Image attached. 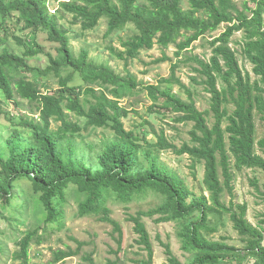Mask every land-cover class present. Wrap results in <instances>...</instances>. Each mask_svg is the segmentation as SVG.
<instances>
[{"label":"trees","instance_id":"16d2710c","mask_svg":"<svg viewBox=\"0 0 264 264\" xmlns=\"http://www.w3.org/2000/svg\"><path fill=\"white\" fill-rule=\"evenodd\" d=\"M187 5L185 9L183 0L59 2L58 13H69L72 23H80L81 33L94 30L106 19L109 42L105 49L124 63L122 74L106 62L93 60L86 48L73 53L68 30L55 12L50 13L47 0H0V97L20 99L13 102V111L5 109L0 99V116L13 128L0 145V219L14 229L13 241L19 249L12 258L21 259V264H28L32 241L40 244L43 235L61 229L69 200L77 205L79 217L100 216L99 220L111 224L120 248L121 227L111 218L107 203H128L147 193L159 196V204L128 217L138 234L137 243L146 251L147 258L140 264H152L153 250L142 218L154 215H158L156 222L175 223L181 249L190 254L187 262H181L169 244L162 243L167 264H242L249 256L255 264H264V218L259 226L253 225L246 218L245 202L231 199L227 205L222 199L225 190L232 194L233 169L264 173V157L255 151V116L264 122V0H242L240 7L235 0H187ZM221 24L225 29L207 41L208 58L177 59L171 63L169 76L156 84L137 81L128 69L141 50L155 44L161 48L174 45L178 57ZM130 26L133 34L119 40L120 48L114 46V35ZM238 31L243 32L241 54L251 64L254 78L240 66L230 46L231 36ZM45 43L51 45L48 51ZM9 44L21 52L12 51ZM40 55L48 61L44 68L30 62ZM166 60L171 58L163 53L153 62ZM182 62L195 64L191 70L196 75L190 78L209 94L208 109H197L192 90L175 74ZM50 77L57 79L56 88L48 85ZM170 84L183 90L187 99L173 92ZM139 92H146L151 101L149 114L173 113L175 123L192 122L189 141L176 145L144 118L125 129L122 118L135 110L120 105L119 100ZM24 101L36 104L35 119L18 112ZM70 113L83 121L71 120ZM210 113L213 122L209 126ZM52 121L59 122L55 129H51ZM89 128H107L115 135L93 163L77 157L69 139ZM149 132L156 141L146 139ZM258 144L264 153V139ZM167 150L187 154L193 161L191 168L202 163L207 195L203 190L193 193L176 172L158 162V153ZM23 182L27 190L21 189ZM251 182L264 200L257 179ZM27 211L35 223L24 232L20 217ZM224 215L244 242L243 248L227 243L226 236L211 237L224 224ZM70 239L76 247L52 250L50 264L78 255L88 243ZM3 252L0 239V256ZM91 256L87 253L81 258L93 264ZM107 264L116 262L108 260Z\"/></svg>","mask_w":264,"mask_h":264},{"label":"rangeland","instance_id":"374dc122","mask_svg":"<svg viewBox=\"0 0 264 264\" xmlns=\"http://www.w3.org/2000/svg\"><path fill=\"white\" fill-rule=\"evenodd\" d=\"M65 0H47L50 13H54L59 17L58 22L67 28L70 37V45L73 49V53L77 52L81 48H86L89 51V56L96 62H106L115 71L124 73V63L114 57H111L109 52L105 49L109 39L105 37L107 29L106 19H101L99 25L92 31H85L81 33L80 23H72V16L69 13L59 12V2ZM240 7L242 0H235ZM187 0H183V7L187 8ZM1 22V20H0ZM225 29V24H221L220 28L206 37H200L194 41L188 50L184 51L178 57H175L174 45H170L167 48H161L158 45H154L149 50H141L137 58L129 62L128 69L136 76L137 81H141L143 84H156L157 80L161 77H168L171 70V63L177 59L184 60L186 56L199 55L200 57L208 58L210 56V48L207 41L211 40L213 36H218L220 32ZM133 34V28L130 26L114 35L112 38V44L120 48L119 40L128 38ZM243 41V32H235L231 36L230 46L236 51L238 62L240 66L250 72L252 78H254L251 72V64L241 54V43ZM46 44L45 50L48 51L51 48L50 44ZM10 49L14 52H21V48L15 46V44H9ZM165 53L171 60H166L160 63H154L153 61L162 56ZM33 65L44 68L47 64V58L44 55L30 61ZM195 65L192 62H182L180 67L176 70V75L185 83L193 92V100L198 110L202 111L209 108V94L203 89L201 84L193 83L191 81L192 76L196 75L191 70V66ZM51 89L57 87V79L50 77L47 81ZM193 83V84H191ZM173 92L180 95L184 100L187 99L183 90L179 89L176 85H167ZM2 105L5 109L11 111L14 107L13 102H19V98H15L11 101L4 100L0 97ZM119 104L125 106L127 109H134L127 117L122 118L125 129L129 130L138 123L141 119H146L150 122L153 128L158 132L163 130L165 135L176 145H180L184 141H189L188 131L192 126V122L175 123L172 120L173 113L158 114L147 112L148 105L151 101L146 95V92H139L129 96H126L119 100ZM35 103H29L27 101L20 102L18 112L26 113L30 117L37 115L35 110ZM13 111V110H12ZM69 118L73 121L82 122V118H77L72 113L69 114ZM16 122L18 118H13ZM35 119V118H33ZM213 118L210 115L207 117V123L209 126L212 124ZM59 122H51V129H55ZM13 128L9 125L4 116H0V145H2L5 137L10 134ZM19 131L28 135L29 130L19 128ZM146 139L156 141L153 133H147ZM115 135L111 130L107 128H89L83 130L81 135L70 136L71 143L74 146L75 155L82 157L87 163H93L96 155L100 152L104 145L108 144L110 140H113ZM264 139V122L259 119V115L255 116V151L264 157L261 147L258 141ZM4 149V148H2ZM144 161V160H143ZM150 161V158L147 159ZM158 162L165 165L172 171L176 172L195 194H199L203 190L202 178H203V165L197 163L194 168H191L193 163L192 159L187 155H176L172 151H161L158 153ZM233 171V179L230 182L232 186V194H229L227 190L223 194V202L227 205L232 199L234 203L247 204L246 218L253 225L259 226L261 220L264 218V200L260 194L255 190L251 179H257L260 190H264V173L260 170L254 169H242L240 171ZM194 172V174H192ZM21 189L27 190V183L23 182ZM204 191V190H203ZM207 195L208 192L204 191ZM161 201L159 196L153 193H147L138 195L131 202L125 203L120 201L109 200L107 205L111 210L110 216L117 221L121 227L122 238L120 248H118V235L113 231L111 224L99 220L100 216H81L77 215V205L74 201L69 200V204L65 207V218L63 219L64 225L60 230H53L48 234L42 236V242L36 244L31 242L29 246L28 264H50L52 258V250L66 249L68 247L75 248L76 243L70 239V237L76 238L81 241H87L88 243L82 247L80 253L76 256L69 257L56 264H89L81 257L87 253L92 256L93 264H107L108 260L115 261L116 264H140L139 261L147 258L146 251L141 244L137 243L138 234L134 231L133 223L128 220L129 215H135L139 210L147 211L148 209L156 207ZM158 215L152 217L143 216L142 221L145 224L146 230L149 235V240L153 250L152 264H167L166 255L162 243H168L172 253L181 262H187L190 258V254L181 249L180 241L177 237V227L174 222H156L155 218ZM22 222L23 231L31 229L35 223V219L30 212L20 217ZM223 225L219 226V230L211 235L215 239H219L221 236L227 237V243L236 246L237 248H243L244 242L240 236L232 227V222L229 220L228 215L223 216ZM14 229L9 226L8 222L0 219V239L4 245V252L0 256V264H21V259L12 258L13 253L18 251L19 246L13 241L15 236L12 235ZM40 233V231H39ZM264 246V239L262 241ZM242 264H255V259L252 256L247 257Z\"/></svg>","mask_w":264,"mask_h":264}]
</instances>
